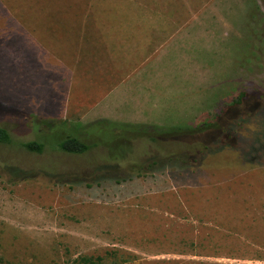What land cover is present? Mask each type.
Masks as SVG:
<instances>
[{"label":"rangeland","instance_id":"obj_1","mask_svg":"<svg viewBox=\"0 0 264 264\" xmlns=\"http://www.w3.org/2000/svg\"><path fill=\"white\" fill-rule=\"evenodd\" d=\"M258 2L210 20L217 38L202 83L192 79L187 107L158 111L174 125L140 133L87 126L91 149L71 155L54 148L62 128L42 125L62 121L65 102L55 63L40 66V37L43 23L66 9L72 20L70 9L88 0H0V127L11 137L0 144V264H70L109 252L132 264H264V98L260 111L255 99L232 106L248 85L264 93ZM220 110L239 115L228 136L223 119L210 125ZM38 139L47 144L41 154L21 147Z\"/></svg>","mask_w":264,"mask_h":264},{"label":"crops","instance_id":"obj_2","mask_svg":"<svg viewBox=\"0 0 264 264\" xmlns=\"http://www.w3.org/2000/svg\"><path fill=\"white\" fill-rule=\"evenodd\" d=\"M240 2L259 6L258 0H88L87 9H70L72 20L66 9L59 20L43 23L40 66L55 63L51 78L64 94L62 121L174 125L158 120V111L187 107L188 86L194 77L202 83L207 46L217 38L210 33L214 21ZM96 94L101 98L93 101Z\"/></svg>","mask_w":264,"mask_h":264},{"label":"trees","instance_id":"obj_3","mask_svg":"<svg viewBox=\"0 0 264 264\" xmlns=\"http://www.w3.org/2000/svg\"><path fill=\"white\" fill-rule=\"evenodd\" d=\"M252 86L248 85V89L244 90L240 93L239 95V103H236L233 106V108L241 107L245 101L248 99L253 100L255 99L257 102V107L256 111H260L263 105V98H264V93L262 91L256 90V89H250ZM255 111V113H256ZM235 116V117H234ZM213 122L210 125L216 126L217 121H220L223 119L224 125L223 129L220 128V133L222 132L223 134L225 133V136L227 135V127L230 122L236 119H239L235 115L225 117V113L220 110L217 114L213 116ZM230 121V122H229ZM109 126L115 127L117 129H126L127 128L131 131H137L140 133V131H146L149 127H143V126H131V125H118V124H112L106 121H98L94 124L86 125L83 127L79 128H73L72 126H69L65 121H60V122H42V125L46 127H52V126H58L62 128L61 132V140L54 146L55 149H57L60 152L66 153V154H71V155H81L89 151L92 147V143L89 141V136L85 133V130L87 126H95V125H103V126ZM219 127V126H218ZM79 129V130H77ZM140 135V134H139ZM230 139V138H229ZM11 142V137L9 132L0 127V144H9ZM47 146L46 141L42 140H35V141H29V142H24L21 144V147L25 149L28 152L31 153H37L41 154L45 147ZM117 255L115 252H109L106 254L105 257H78L77 259L73 260L70 264H103L104 260L106 257H114ZM132 264L129 260V258H125L122 255V259L117 261L116 258L114 257L112 264ZM2 264H11L8 262L2 263Z\"/></svg>","mask_w":264,"mask_h":264}]
</instances>
